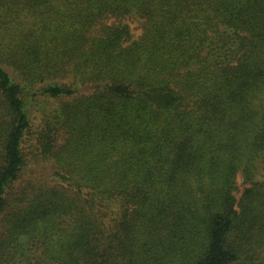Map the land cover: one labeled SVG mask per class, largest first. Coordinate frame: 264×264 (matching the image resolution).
Returning a JSON list of instances; mask_svg holds the SVG:
<instances>
[{
	"label": "trees",
	"instance_id": "16d2710c",
	"mask_svg": "<svg viewBox=\"0 0 264 264\" xmlns=\"http://www.w3.org/2000/svg\"><path fill=\"white\" fill-rule=\"evenodd\" d=\"M0 264H264V0H0Z\"/></svg>",
	"mask_w": 264,
	"mask_h": 264
}]
</instances>
